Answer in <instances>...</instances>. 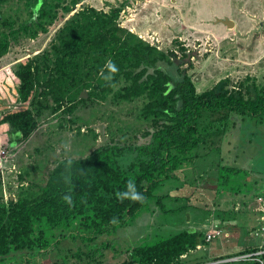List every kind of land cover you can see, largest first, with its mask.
I'll return each instance as SVG.
<instances>
[{"label": "trees", "instance_id": "obj_1", "mask_svg": "<svg viewBox=\"0 0 264 264\" xmlns=\"http://www.w3.org/2000/svg\"><path fill=\"white\" fill-rule=\"evenodd\" d=\"M8 1L0 0V5ZM19 1L28 11V19L19 28L3 21L9 31L0 35V59L9 53L11 37L29 34L36 38L47 34L61 13L70 15L80 3L78 0H72L70 5L65 0ZM128 5L127 0L109 12L80 7L58 29L47 50L18 63L15 76L22 107L6 113L1 123H9L14 140H28L50 117L74 114L80 99L86 102L94 97L106 101L112 96L115 103H121L143 98L145 105L140 117L153 121L154 130L146 133L151 141L124 146L112 142L85 158L63 160L51 170L45 187H37L39 192L31 188L21 190L16 200L10 198L4 202L0 191V264H36L39 257L48 256L67 240L74 243L79 240L92 248L98 239L112 237L118 230L132 225L149 205L161 209L166 198L176 202L177 197L160 196L159 190L177 180L178 172L184 167H195L200 150L207 144L213 146L215 138L228 133L231 119L240 116L261 121L264 118V84H258L255 77L247 76L238 82L227 78L200 94L187 74L179 72L177 80L159 66L161 62L174 66L171 56L176 55L159 50L120 26L121 12ZM180 51L186 50L181 47ZM109 59L119 67L112 86L100 75ZM117 86L120 88L114 90ZM84 91H88V99L80 98ZM98 137L96 133L95 140ZM127 154L133 158L124 167L121 159ZM68 161L72 162L71 167L66 166ZM219 171L226 172V176L219 172L217 196L233 190L231 180L239 177L242 170L223 166ZM66 177L70 182H66ZM130 178L145 198L142 203L120 202L116 198ZM189 183L192 187L194 181ZM186 184L174 186L183 189L187 188ZM257 194L264 195V189L256 190L254 195ZM65 195H71V206L64 201ZM185 208L166 212L181 213ZM221 224L215 222L214 230L223 231L224 236ZM199 229L184 228L154 243L130 248L121 264H188L189 254L199 246L209 245L206 230ZM262 234L259 238L263 245ZM110 239L113 240H108V245L104 244L114 251L115 239ZM260 250L259 246L251 245L238 257ZM75 255L87 258L88 264H104L101 251L98 257L94 250L88 253L80 250ZM69 258L65 256L64 260L68 262ZM261 259L264 261V255Z\"/></svg>", "mask_w": 264, "mask_h": 264}, {"label": "rangeland", "instance_id": "obj_2", "mask_svg": "<svg viewBox=\"0 0 264 264\" xmlns=\"http://www.w3.org/2000/svg\"><path fill=\"white\" fill-rule=\"evenodd\" d=\"M78 1L80 3L70 15L60 14L47 34H40L36 38L29 34L11 37L10 51L0 59V147L6 148V155L0 161V191L5 198L4 202L10 198L16 200L19 192L24 189L31 188L39 192L37 187H45L51 170L63 160L85 158L98 147L112 142L124 146L143 145L151 141L146 133L154 130L153 121H146L140 117L145 105L143 98L121 103H115L112 96L106 101H99L94 97L86 102H81L80 99V105L74 114L60 113L50 117L40 124L39 129L28 140H14L9 123H1L6 113L22 107L18 102L19 81L15 76L18 63L47 50L58 29L80 6L109 12L127 0ZM71 2L72 0H65L67 5ZM128 2L129 8L125 7L121 12L120 26H124L143 41L154 44L165 53L173 52L176 56H171V60L175 65L169 66L161 62L159 66L169 71L177 80L179 72L187 74L198 93L213 89L218 82L227 78L238 82L247 76H255L258 84H264V57L260 58L263 51L257 52L255 59L244 57V61L249 63L243 65L239 61L240 50L231 46L229 50L223 52L222 39L205 29L195 28L181 36L179 33H161L150 26L146 31L142 25L146 24L144 17L151 11L149 5L154 4L151 12L153 17V14L157 16L161 13L162 4H148L145 0ZM156 16L152 25L161 20ZM27 19L28 11L19 0H9L0 5V35L9 31V27L6 28L2 24L3 21L6 20L10 25L19 28ZM163 23L164 20L161 21V25ZM250 39L256 40L257 45L259 44V36L256 38L250 35V38L246 37L243 41L249 45ZM248 45L246 48H250ZM181 47L186 51H180ZM119 88L117 86L114 90ZM85 92L88 97L81 95L80 98H89L88 91ZM233 119L228 133L215 138L213 146L207 144L200 150L199 157L194 162L195 167L194 165L184 167L178 172L177 180L171 181L169 185L167 183L166 187L159 190L160 196L170 194L173 198L177 197L176 202L174 199L166 198L161 209L156 205L153 209L154 205H149L132 225L118 230L112 237L104 236L98 239L92 248H88L87 244L79 240L75 243L64 241L48 256L39 257L36 264H88L87 258L83 256L77 258L78 255H75L80 250L84 253L94 250L97 257L101 251L104 264H121L128 257V249L143 243H154L184 228L191 229L197 226L206 230L207 236L216 229L215 222L221 224V217L223 219L221 226L226 235L213 239L208 242L209 245L189 254L186 258L188 264H232L229 260L243 257L244 255L239 257L238 255L246 247L253 245L261 248V238L257 236L261 235L257 230L260 217L257 212L261 205L259 197L264 195L254 194L256 190L264 189V118L257 121L249 117L235 116ZM96 133L99 136L97 140ZM132 158V154L123 156L121 164L124 167L128 166ZM223 166L242 171L239 177L231 180L233 190H225L223 187L227 193L221 192L217 196L219 172L226 176V172L219 171ZM190 181H194L192 187H189ZM185 182L187 188L176 189L174 186H181V183ZM237 192L238 194H235ZM181 206L186 207L181 213L166 212ZM110 238L115 239L114 251L106 247L108 240H113ZM117 250L122 252H116ZM65 256L70 257L68 262L64 260ZM228 257L232 258L226 259Z\"/></svg>", "mask_w": 264, "mask_h": 264}, {"label": "crops", "instance_id": "obj_3", "mask_svg": "<svg viewBox=\"0 0 264 264\" xmlns=\"http://www.w3.org/2000/svg\"><path fill=\"white\" fill-rule=\"evenodd\" d=\"M152 3L162 4L158 17L154 14L152 17ZM148 4H152L149 5L151 11L144 17L146 24L142 25L146 31L151 27L161 33H179L181 36L195 28L205 29L222 39L220 47L223 52L231 46L240 50L239 61L243 65L249 63L244 61V57L255 59L257 52L263 51L260 58L264 57V0H152ZM155 16L161 20L154 26ZM162 20L164 23L161 25ZM197 23L200 25H195ZM250 35L259 36L258 45L253 39H250L249 45L245 44L243 40L250 38ZM246 45L250 48H246Z\"/></svg>", "mask_w": 264, "mask_h": 264}, {"label": "clouds", "instance_id": "obj_4", "mask_svg": "<svg viewBox=\"0 0 264 264\" xmlns=\"http://www.w3.org/2000/svg\"><path fill=\"white\" fill-rule=\"evenodd\" d=\"M118 73H119V67L116 65L114 61L110 59L105 62L104 67L100 70L101 78L106 82L108 86H112V82L114 81L115 76ZM71 163H72L71 161H68L66 166L71 167ZM65 180L66 182H70L69 177H66ZM116 198L120 202H123L124 200H130L133 202H140V203H142L145 199L143 194L137 191L135 180L131 178L127 181L125 189L123 191H118L116 193ZM63 199L69 206L72 205L73 201L71 195H65ZM197 249L200 248L197 247Z\"/></svg>", "mask_w": 264, "mask_h": 264}, {"label": "built area", "instance_id": "obj_5", "mask_svg": "<svg viewBox=\"0 0 264 264\" xmlns=\"http://www.w3.org/2000/svg\"><path fill=\"white\" fill-rule=\"evenodd\" d=\"M151 1L152 0H145L146 3H150ZM127 8H129V7H127ZM120 25H122V22H120ZM122 27L125 28L124 26H122ZM151 45H154V44H151ZM5 155H6V148L3 149L2 147H0V161L3 160ZM259 202H261V205L258 209V212L262 213L263 215H260V217H259L260 227L257 229L261 233V235H257V236H263L262 233L264 232V198H262V197L259 198ZM222 235H223V231L213 230V233L207 234L206 241L211 242L215 238L222 237ZM198 248H201V247H198ZM263 255H264V239H263V245H261V250L259 252L255 253V254L244 255L243 257H239V258L234 259L233 261H243V262L249 261V262H258L259 264H264V261L261 259V256H263Z\"/></svg>", "mask_w": 264, "mask_h": 264}, {"label": "water", "instance_id": "obj_6", "mask_svg": "<svg viewBox=\"0 0 264 264\" xmlns=\"http://www.w3.org/2000/svg\"><path fill=\"white\" fill-rule=\"evenodd\" d=\"M82 96H86V97H88L87 92L84 91V92L82 93ZM233 260H234V259H231V260H229V261H233Z\"/></svg>", "mask_w": 264, "mask_h": 264}]
</instances>
